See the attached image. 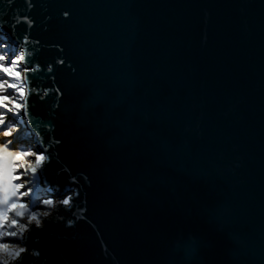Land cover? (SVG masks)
Masks as SVG:
<instances>
[{
  "label": "water",
  "instance_id": "water-1",
  "mask_svg": "<svg viewBox=\"0 0 264 264\" xmlns=\"http://www.w3.org/2000/svg\"><path fill=\"white\" fill-rule=\"evenodd\" d=\"M31 2L0 33L48 92L26 131L62 140L38 183L73 202L25 264H264V0Z\"/></svg>",
  "mask_w": 264,
  "mask_h": 264
},
{
  "label": "snow or ice",
  "instance_id": "snow-or-ice-1",
  "mask_svg": "<svg viewBox=\"0 0 264 264\" xmlns=\"http://www.w3.org/2000/svg\"><path fill=\"white\" fill-rule=\"evenodd\" d=\"M28 5L33 6L31 0H28ZM18 24H24L27 31L34 26V21L24 16ZM15 27L10 26L9 30L15 31ZM17 39L28 43L27 36ZM58 63L63 65L65 60L60 59ZM40 70L32 66L24 50L9 51V44L0 40V264H25L26 259L39 260L41 252L33 248L30 241L36 230L43 231L52 215L47 210H35L30 200L37 191L34 185L52 162L54 148L43 147L42 144L56 146L62 140L56 136L54 125L48 129L49 136L38 140L36 146L17 139L35 123L31 110L35 101H42L48 95L47 91L41 95L31 88L33 74ZM47 71L52 73L53 68L48 66ZM56 92L64 95L62 89L58 88ZM29 177L33 178L31 182H28ZM55 195V191H47L45 198L38 200L37 207L55 208ZM72 202L73 196L65 193L58 203L69 206Z\"/></svg>",
  "mask_w": 264,
  "mask_h": 264
},
{
  "label": "rangeland",
  "instance_id": "rangeland-1",
  "mask_svg": "<svg viewBox=\"0 0 264 264\" xmlns=\"http://www.w3.org/2000/svg\"><path fill=\"white\" fill-rule=\"evenodd\" d=\"M0 40H4L6 41L8 44H9V40H8V36L6 34H3V33H0ZM21 50L19 47L15 46V45H10L9 44V51H19ZM18 140L20 141H27L29 143H31L33 146H36V143L34 142V140L32 139V137H30V134L26 131H25L21 134L20 137L17 138ZM33 178L29 177V181L28 182H31ZM34 187L37 189L36 193L31 197V200H30V203L32 205V207L37 210V211H44V210H47V211H50L51 213L54 211L55 208H46V207H43V206H40V207H37V203H38V200L40 198H45V194L47 191H52V189H50L49 186L47 187H40L39 186V183L38 181L36 182V184L34 185ZM59 196L55 195V200L57 202V205L59 204ZM3 242H8V241H3Z\"/></svg>",
  "mask_w": 264,
  "mask_h": 264
},
{
  "label": "bare ground",
  "instance_id": "bare-ground-1",
  "mask_svg": "<svg viewBox=\"0 0 264 264\" xmlns=\"http://www.w3.org/2000/svg\"><path fill=\"white\" fill-rule=\"evenodd\" d=\"M30 137H32V135H30ZM37 181H39V180H37ZM40 186V185H39ZM41 187V186H40Z\"/></svg>",
  "mask_w": 264,
  "mask_h": 264
}]
</instances>
